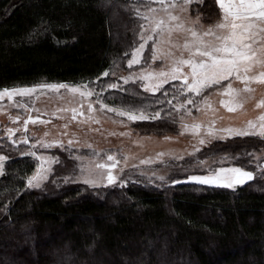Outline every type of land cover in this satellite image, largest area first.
<instances>
[{"label":"trees","instance_id":"1","mask_svg":"<svg viewBox=\"0 0 264 264\" xmlns=\"http://www.w3.org/2000/svg\"><path fill=\"white\" fill-rule=\"evenodd\" d=\"M105 1L126 0H0V88L79 82L108 71L136 31L122 12L114 22ZM126 88L101 97L119 107L162 109L142 128L177 134L175 110L157 102L164 96ZM246 141L237 144H252ZM247 154L231 158L255 171ZM4 164L0 264H264L261 173L235 190L186 182L157 188L137 180L90 188L64 180L63 165L52 182L30 190L35 161L16 154Z\"/></svg>","mask_w":264,"mask_h":264},{"label":"rangeland","instance_id":"2","mask_svg":"<svg viewBox=\"0 0 264 264\" xmlns=\"http://www.w3.org/2000/svg\"><path fill=\"white\" fill-rule=\"evenodd\" d=\"M135 3L136 0H126L121 3L105 1L103 4L111 12L114 22L119 21V12H122L125 19L126 17L128 18V21L125 20V23L129 24L136 31L133 36V44L126 54H123L119 59L114 61L112 67L107 71L109 75L103 76L101 74L98 76L99 79L95 77L79 82L41 80L34 84L66 83L69 85H78L84 82H92L90 83V87L95 89L96 93L100 94L99 99L101 101H103L101 94L104 90L110 89L107 87L110 83H117L121 86L120 88L127 87L128 92L133 93V91H137L152 94L145 92L140 83L133 84L130 81L128 84H125L121 77H126L130 74L139 76L141 72L167 70L171 61L163 54L171 50L175 55H179V50L174 48L171 43H161L159 44V58L153 61L152 42L149 41L142 53L141 63L133 65L132 68L128 67L127 60L131 58L133 48H138L139 43L142 42L139 39V25L141 21L134 15L132 7ZM201 13L203 15L201 16L200 23L205 28L209 24L214 23L219 17V9L215 4V0H204L203 6L198 3H193L190 5L189 11L182 13L181 16L184 19L190 18L194 21ZM185 35L183 32L174 33L171 39L174 43H182ZM116 36L118 35L113 33V37L116 38ZM164 40L167 41V37H164ZM174 83L177 82L170 81L169 84L164 85V88L160 92H156L155 94L159 93L161 96H164V93L167 92V99L171 100L173 92L171 84ZM34 84L11 87L32 86ZM223 84L224 88H227L228 81L223 82ZM232 85L233 87H242L238 81L234 80L232 81ZM253 87L256 89L253 98L246 102L242 109H238L235 112L228 111L227 107L221 103V101L229 100V97L224 94V88H213L205 91L202 96L197 98L199 111L192 105L187 106L192 109L191 115H186L183 110L180 113L175 111V121L178 122L177 129L179 128L176 130L177 134L173 132L167 133V131H161L160 129L148 130L147 128H142L143 124H149L153 122V119L129 121L126 117L119 116L116 112L108 111L107 108L101 109L100 104L96 102V95L82 98L78 93L74 94L66 89H60L58 93L49 90H38L37 93L31 96H17L15 97V104H10L7 98H5L3 101H0V155L7 158L8 156H14L16 154L22 155L21 153H26L32 143L41 139L46 142L54 140L61 141L66 146L65 148L54 147L43 149L38 147L36 149L38 154L56 157L59 161L58 163L51 164L49 178L39 189L45 187L47 183L52 182L54 180V171L63 165L67 167L65 173L69 174L64 177V180L68 178V181L90 187L83 183V178L79 175V164L83 163L87 165L89 159H93L95 162H105V153L114 155L119 160L116 168L113 169V173L119 174L125 182L133 180L135 182L137 180L138 182H144L146 186H156L157 188L167 183L176 184L172 183V181H178L177 183H193L186 180L188 175H207L209 168L223 166L241 167L245 169L242 166L234 164V159L231 157H236L237 153L246 155L247 152V156L249 154L253 156L256 162V169L255 171L251 169L245 170L253 172V179H255L258 177V173H261V168H258L257 165L264 166V138L249 135L244 137L238 136V139L232 137L220 139L218 138L221 135L220 133H217V138H210L205 134L206 127L211 125L213 121H215L214 127L217 129L227 127L245 128L248 120L259 123L257 118L264 114V108H257L255 105L258 100L264 98V86L254 84ZM120 88L117 89L120 90ZM205 97L208 98L207 104L210 107L205 105ZM89 103L92 104L94 109L91 113L88 112ZM103 103L109 107L120 108L119 106L107 104L104 101ZM173 104H176L175 100H173ZM167 106L170 105L168 104ZM72 109H76V112L74 113ZM145 114L151 116L155 113L146 111ZM74 115L75 119H73ZM17 116H19V120H15ZM29 116L34 119L38 117V119H36L35 123L29 121L25 132L24 121ZM181 116L184 117L183 123L185 124L191 125L193 122H196L202 124L204 127L201 128L198 135H194L191 132L181 134ZM8 129H17L13 134V138L18 141L27 135L29 144L20 143L18 145H12L7 139ZM201 138L206 140L204 145L199 144ZM245 139L252 144H237L240 140ZM69 140L73 141L70 148L67 147ZM215 141H220V143L215 144ZM147 144L150 146L148 147ZM89 145H91V148L88 147ZM230 145L232 146L230 147ZM195 148H199L200 151L194 155H190V153L194 152ZM93 150L100 152V157L92 158L90 154ZM213 152L217 154L220 152L221 154L212 156L215 154ZM158 153H163V156H158ZM77 156L83 157L84 159L77 161L74 159ZM225 156L229 157V159L221 161L220 158ZM29 157L35 161L37 167L39 161L31 156ZM125 157H127L126 161L124 159ZM176 157H181V159H177ZM141 160L151 161V163L141 164ZM200 161H205L206 164L201 166ZM158 176H164L165 180L161 181L157 179ZM204 186L213 187L208 185ZM252 186L254 188L256 187V185ZM101 187L104 186L90 188ZM26 188L37 190L36 188H28L27 182Z\"/></svg>","mask_w":264,"mask_h":264},{"label":"snow or ice","instance_id":"3","mask_svg":"<svg viewBox=\"0 0 264 264\" xmlns=\"http://www.w3.org/2000/svg\"><path fill=\"white\" fill-rule=\"evenodd\" d=\"M193 3L203 6L204 0H136L132 7L134 15L141 21L139 39L142 42L139 43L138 48H133L131 58L127 60L128 67L132 68L133 65L141 63L142 53L149 41L152 42L153 61L159 58V44L164 42L171 43L174 48H177L179 55H175L171 50L163 54L171 61L167 70L141 72L139 76L130 74L121 77V79L125 84L130 81L133 84L140 83L145 92L152 94L160 92L164 85L169 84L170 81L177 82L171 84L173 89L172 99H167V92H165V99L157 102L169 104L171 109L177 113L183 110L186 115L192 114V109L188 108V105L196 107L197 111L200 110L197 107V98L202 96L205 91L213 88H224L223 82L228 81L227 88H224V94L229 97V100L221 101V103L227 107L228 111L235 112L242 109L244 104L253 98L256 91L253 87L254 84L264 86V0H215V4L219 9V17L206 28L200 23L202 13L194 21L190 18H182L181 14L187 13ZM179 32L186 34L183 42L174 43L171 38L174 33ZM164 37H167V41L164 40ZM102 75L107 76L109 73L105 71ZM233 80L238 81L242 87H233ZM90 83L92 82H84L78 85L37 83L24 87H5L0 89V101L7 98L10 104H15V97L17 96H31L37 93L38 90H49L58 93L60 89H66L71 93H78L82 98L96 95V102L100 104L101 109L107 108L108 111L116 112L129 121L161 118L162 109L149 116L145 114L146 109L137 107L134 104L120 108L109 107L99 99L100 94L90 87ZM107 87L117 89L121 86L117 83H110ZM173 100L176 101V104H173ZM207 101L208 98L205 97L204 103L207 107H210ZM255 106L264 108V98L258 100ZM93 110L92 104L89 103L88 112L91 113ZM72 111L75 113L76 109H72ZM166 114L170 115V112ZM36 119L29 116L24 121L25 132L29 121L35 123ZM73 119H75V115ZM183 119L184 117L181 116V134L191 132L198 135L201 128L204 127L196 122L191 125L185 124ZM257 119L259 123L248 120L245 128L227 127L217 129L214 127L215 121H213L211 125L206 127L205 134L210 138H217V133H220L221 135L218 137L220 139L249 135L264 138V114ZM15 120H19V116ZM16 131L17 129H8L7 139L12 145L29 144L27 135L22 140H15L13 134ZM205 143V139L201 138L199 140L200 145ZM72 144L73 141L69 140L67 147L70 148ZM38 147L50 149L54 147L65 148L66 146L59 140L46 142L41 139L32 143L26 153H21L39 161L33 175L27 177L28 188H41L49 178L51 164L59 162L56 157L38 154L36 151ZM88 147L91 148V145ZM199 151V148H195L190 155H194ZM90 155L92 158H98L101 153L93 150ZM105 155V162H95L93 159H89L87 165L79 164V175L83 178V183L90 187H108L115 186L118 183L124 186L125 181L123 178L119 174L113 173V169L116 168L119 160L114 155L106 153ZM157 155L163 156V153ZM176 158L181 159V157ZM6 159L7 157L0 155V174L3 173ZM74 159L82 161L84 158L77 156ZM124 159L126 161L127 157ZM220 159L223 161L229 159V157L225 156ZM140 163H151V161L141 160ZM199 163L201 166L206 164L205 161ZM257 167L261 168V174L264 175V166L258 164ZM253 178V172L246 171L241 167L221 166L209 168L207 175H188L186 180L199 185L235 190L238 186L252 181ZM157 179L164 181L165 177L158 176ZM177 182L172 181V183Z\"/></svg>","mask_w":264,"mask_h":264},{"label":"bare ground","instance_id":"4","mask_svg":"<svg viewBox=\"0 0 264 264\" xmlns=\"http://www.w3.org/2000/svg\"><path fill=\"white\" fill-rule=\"evenodd\" d=\"M148 145V144H147ZM150 145H148V147H149Z\"/></svg>","mask_w":264,"mask_h":264}]
</instances>
